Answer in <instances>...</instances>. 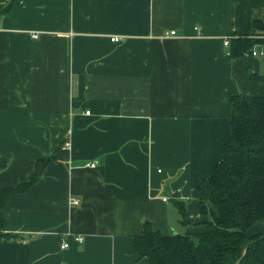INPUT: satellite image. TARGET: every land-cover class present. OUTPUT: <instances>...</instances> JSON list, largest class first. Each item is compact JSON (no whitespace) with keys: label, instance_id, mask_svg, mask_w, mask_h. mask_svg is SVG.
Returning a JSON list of instances; mask_svg holds the SVG:
<instances>
[{"label":"crops","instance_id":"obj_1","mask_svg":"<svg viewBox=\"0 0 264 264\" xmlns=\"http://www.w3.org/2000/svg\"><path fill=\"white\" fill-rule=\"evenodd\" d=\"M252 20L264 0H0V191L54 155L2 210L19 239L0 264H149L132 251L146 223L204 232L198 186L223 159L228 99L264 97V56L224 44ZM72 235L83 244L62 249Z\"/></svg>","mask_w":264,"mask_h":264},{"label":"trees","instance_id":"obj_2","mask_svg":"<svg viewBox=\"0 0 264 264\" xmlns=\"http://www.w3.org/2000/svg\"><path fill=\"white\" fill-rule=\"evenodd\" d=\"M256 46H264V22L260 20L251 21L249 35L231 37L229 55L243 57ZM252 77L264 80V74ZM228 101L232 110L223 159L209 180H202L198 186L197 202L207 218L202 222L206 230L165 235L146 223L143 234L135 237L132 251L147 258L149 264H264V233L250 234L253 225L264 219V97L236 94ZM53 159L51 155L39 160L29 182L0 191L2 227V210L8 198L27 191ZM175 206L181 223L189 224L186 203L176 200ZM17 239V234L0 232V241Z\"/></svg>","mask_w":264,"mask_h":264},{"label":"built area","instance_id":"obj_3","mask_svg":"<svg viewBox=\"0 0 264 264\" xmlns=\"http://www.w3.org/2000/svg\"><path fill=\"white\" fill-rule=\"evenodd\" d=\"M175 31H171L169 32V35H175ZM166 35H168V33H166ZM33 37H37V35H34ZM112 41H119V38L118 37H114L112 38ZM229 43H230V38H226L224 40V44L226 46H229ZM257 55H261V56H264V51L261 50V51H258V50H252V52H249L247 53L245 56H257ZM68 147L70 146L69 143L66 144ZM94 166V164H93ZM166 200V199H165ZM71 203L73 205H77L79 204V200L78 199H74V198H71ZM73 241L79 245L83 244L84 242V237L83 236H80V235H72L70 236V239L69 240H63L62 244H61V248L62 249H66L70 246V242Z\"/></svg>","mask_w":264,"mask_h":264},{"label":"rangeland","instance_id":"obj_4","mask_svg":"<svg viewBox=\"0 0 264 264\" xmlns=\"http://www.w3.org/2000/svg\"><path fill=\"white\" fill-rule=\"evenodd\" d=\"M179 228H182L181 226Z\"/></svg>","mask_w":264,"mask_h":264}]
</instances>
